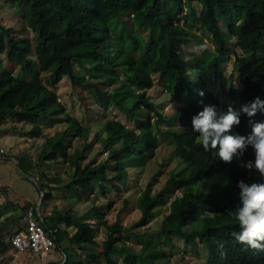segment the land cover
<instances>
[{
  "label": "trees",
  "instance_id": "1",
  "mask_svg": "<svg viewBox=\"0 0 264 264\" xmlns=\"http://www.w3.org/2000/svg\"><path fill=\"white\" fill-rule=\"evenodd\" d=\"M5 1L23 6L21 29L33 28L36 38L17 36L13 26L0 22V120L10 116L26 123L27 134L33 136L41 133V122L51 116L64 114L66 124L45 137L38 153V167L59 157L65 163L64 176L40 181L42 189L52 182L79 197L94 194L96 188L120 190L130 170L143 166L154 155L159 134L168 137L178 162L159 189L146 183L136 199L140 215L129 225L119 221V210L110 223L99 205H92L106 229L100 244L96 229L73 209H54L59 224L76 222L70 235L61 229L74 259L65 251L62 259L47 264H118L117 254L125 264H169L164 251L148 236L151 231L142 233L138 249L128 244L124 233L148 225L155 208L166 203V194L180 189L168 204L174 222L153 233L180 237L185 250L200 243L206 252L200 264H264V251L248 249L231 236L240 231L235 219L241 206L238 182L264 183L255 170L240 166L254 160L252 147L239 161L234 158L224 163L214 152H205L199 133L192 131V117L205 106H214L219 115L229 105L239 111L241 105L256 98L264 101V0H200L199 11L186 8L184 0ZM144 28H148L146 35L139 36ZM232 36L241 54L229 49ZM203 39L213 44L211 53L183 55L185 44ZM229 53L235 55L240 88H233L224 72L222 57ZM4 59L10 64L7 67ZM17 66L24 77L14 73ZM76 66L83 72L76 71ZM42 73L48 74L47 81ZM152 73L168 82L166 103L173 98L186 102L171 115L166 116L147 92L154 84ZM63 75L75 85L90 88L103 109L113 105L136 123V129L125 130L120 120L106 118L103 129L92 135L101 148L85 161L84 148L92 145L90 127L66 111L52 88ZM250 120L264 122V109L252 117L241 112V122L232 131L247 136L252 130ZM176 122L182 123L181 130L172 126ZM162 123L166 126L160 128ZM70 133L82 140L83 147H73L66 139ZM101 152L104 157H98ZM16 158L26 171L23 157ZM50 197L46 191L43 198ZM30 205L26 202L23 208ZM7 244L0 240V245ZM172 264L192 263L180 260Z\"/></svg>",
  "mask_w": 264,
  "mask_h": 264
},
{
  "label": "rangeland",
  "instance_id": "2",
  "mask_svg": "<svg viewBox=\"0 0 264 264\" xmlns=\"http://www.w3.org/2000/svg\"><path fill=\"white\" fill-rule=\"evenodd\" d=\"M3 2L0 0V21L4 25L13 26L17 36H27L34 40L36 32L33 28L27 30L21 29L24 20L22 16L23 6H12ZM184 5L186 8L193 7L197 11H199L201 6L200 0H184ZM130 22L131 20L128 21L129 24ZM196 28L198 29V27ZM147 29L141 30L139 36L144 37ZM131 31H133L132 28ZM235 39L236 37L230 38L229 49L241 54V50L235 45ZM212 50L213 44L203 39L200 42H188L185 44L183 55L187 57L194 52L200 55L205 54V52L207 54L211 53ZM1 57H3L2 54H0ZM234 60V53H229L222 57V64L229 84L233 88H240L238 76L234 69ZM3 64L6 67L10 65L5 59L3 60ZM75 69L76 71L83 72V69L79 66H76ZM13 71L17 76L24 77L18 66L14 67ZM47 76L48 74L46 73H42L41 75L44 81H47ZM152 78L154 84L151 88H148L147 92L158 103V107L163 109L166 116L171 115L178 106L186 104L185 101L174 98L169 99V102L166 103L165 99L169 97V94L165 90L168 86L166 78L158 73H152ZM108 87L110 88L111 86L108 85ZM52 88L56 91L59 100L64 104L66 111L70 115L77 117L82 124L90 127L91 132L88 139L92 141V145L84 148L86 152L85 161L99 152L101 148L100 144L94 141L92 135L94 131H101L103 129L102 123L106 118L120 120L124 124L125 130L136 129V123L133 120H130L113 105H110L107 109L100 107L94 101L90 88H83L73 84L67 75H63ZM162 104L164 105L160 107ZM65 126L64 114L51 116L41 122V133L33 136L27 134L26 129H28L29 125L26 123L18 122L10 116H6L0 120V240L7 243L9 235L16 227L18 225L22 227L21 222L26 209L23 206L26 202H29L31 205L36 204L37 201L42 202L40 206L41 211L47 213L51 210V214L45 215L44 218L51 226V230L55 232L54 240L57 247H54L53 251L56 254L57 260L65 256L63 254L65 251L70 259H74V255L67 238L60 228L61 226L57 222L53 212L54 209L60 212L73 209L76 215H80L84 221H88L96 229L95 238L100 244L106 236V229L100 222L101 218L93 213L92 205L98 204L104 212L105 218L110 223L115 220L119 210V221L124 225H129L140 215L136 199L146 183L150 182L153 190L159 189L168 178L171 169L178 165L177 159L173 157V146L169 143L168 137L158 133L159 141L154 155L150 156L143 166L130 170L129 178L120 190H113L111 188L101 190L96 188L94 194L79 197L74 193L66 191L64 188H58L55 183L51 182L49 186L52 189H49V186L44 189L41 188L42 193H40L37 185L18 168L16 157L8 158L1 154H12L23 157V167L26 169L24 172L33 176L38 183L46 181L47 178L52 176H64L65 163L61 157L51 162H45L38 167L37 156L45 137L51 135L56 130L63 129ZM165 126L166 124H159L160 128ZM172 126L178 130L182 129L181 122L173 123ZM101 135H103L102 132ZM66 139H70L73 147H83L81 144L82 140L73 136V133H70ZM104 156L105 152L98 154V157ZM46 191H50L51 193V197L48 199L43 198ZM175 193H181V189L166 194V203L155 208L154 215L149 224L146 225L148 228L146 226L134 228L125 232L124 235L127 238L128 244L132 248L138 249L144 236L142 233H149L151 231V235L148 236H150L152 243L161 247L169 259V264L180 260H185L192 264H200L206 254L200 243L193 248L188 247L185 250L184 242L180 237L172 236L169 238L159 233H153L154 229L170 225L174 222L175 216L169 211L168 204ZM61 225L66 227L67 231H72L77 227L76 222L73 220H65ZM11 252L15 253V250L10 245H0V264H5L7 261L16 263L13 260V254L10 255ZM25 253L28 256V264H47L49 261H56L48 260V255ZM80 253L82 254V252ZM114 258L118 264H125L119 254L115 255ZM18 261H23V259L19 258Z\"/></svg>",
  "mask_w": 264,
  "mask_h": 264
},
{
  "label": "clouds",
  "instance_id": "3",
  "mask_svg": "<svg viewBox=\"0 0 264 264\" xmlns=\"http://www.w3.org/2000/svg\"><path fill=\"white\" fill-rule=\"evenodd\" d=\"M199 94L203 96V92ZM261 109H264V101L259 98L250 104L241 105L239 111L229 105L227 111L219 115L214 106H205L192 117V131L199 133V143L203 150L214 152V156H218L224 163H231L234 158L239 161L251 146L254 160L241 162L240 166L250 172L255 170L264 180V122L254 123L250 120L252 130L247 136L232 131L241 122V112L252 117ZM237 187L240 189L241 206L235 212V219L240 231H233L231 236L248 249L264 251V183L248 184L241 180Z\"/></svg>",
  "mask_w": 264,
  "mask_h": 264
},
{
  "label": "built area",
  "instance_id": "4",
  "mask_svg": "<svg viewBox=\"0 0 264 264\" xmlns=\"http://www.w3.org/2000/svg\"><path fill=\"white\" fill-rule=\"evenodd\" d=\"M44 217L35 205L25 209L22 227L15 229L8 237V242L15 251L48 256L51 254L55 240L53 231L46 225Z\"/></svg>",
  "mask_w": 264,
  "mask_h": 264
},
{
  "label": "crops",
  "instance_id": "5",
  "mask_svg": "<svg viewBox=\"0 0 264 264\" xmlns=\"http://www.w3.org/2000/svg\"><path fill=\"white\" fill-rule=\"evenodd\" d=\"M4 1V2H3ZM2 2L3 3H7L5 0H2ZM9 4V3H8ZM1 22V21H0ZM2 23V22H1ZM4 24V23H3ZM5 136H9V135H5ZM17 148H19V147H17ZM1 155H3L4 157L6 156V157H8V158H14V157H16V156H14V155H12V154H8V155H6V154H1ZM19 157V156H18ZM15 159H17V158H15ZM26 173V172H25ZM27 174V173H26ZM4 190H6L5 188H4ZM41 204H42V202H39V201H37V203L36 204H34L35 205V207H38V209L40 210V212H42L44 215H50L51 214V210L49 211V213L50 214H48V213H45V211H41V209H40V206H41ZM44 209H46V208H44ZM48 223V222H47ZM62 224V223H61ZM61 224H59V226H61L60 228L62 229V230H65V231H67V228L66 227H63V225H61ZM48 227L50 228L51 226L48 224ZM77 228V227H76ZM76 228H74L72 231H67V233L70 235L71 233H73L75 230H76ZM55 247H57V245H56V242H55ZM9 250H11V249H9ZM11 254H13L12 256H14L13 257V260H15L16 261V263L15 264H28V260H27V254L25 253V252H17V251H15V253L14 252H11L10 253V255ZM64 254V253H63ZM56 254L54 253V251L48 256V260H56V261H59V260H57V257L55 256ZM62 256V255H61ZM63 257V256H62ZM19 258H22L23 259V261H18V259ZM6 260V259H5ZM5 264H14V262L12 263V262H5ZM43 264V263H42Z\"/></svg>",
  "mask_w": 264,
  "mask_h": 264
},
{
  "label": "water",
  "instance_id": "6",
  "mask_svg": "<svg viewBox=\"0 0 264 264\" xmlns=\"http://www.w3.org/2000/svg\"><path fill=\"white\" fill-rule=\"evenodd\" d=\"M16 162L18 164V168L21 169L20 166H19V162H18L17 159H16ZM22 172H23L24 175H26L29 179H31L37 185L38 190L40 191V193H42V189H41L38 181L33 176H31L29 174H26L23 170H22Z\"/></svg>",
  "mask_w": 264,
  "mask_h": 264
}]
</instances>
